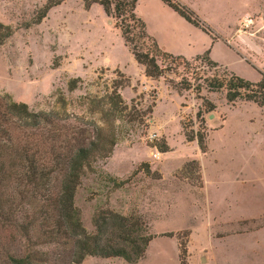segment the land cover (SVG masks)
Returning a JSON list of instances; mask_svg holds the SVG:
<instances>
[{
  "label": "rangeland",
  "instance_id": "rangeland-1",
  "mask_svg": "<svg viewBox=\"0 0 264 264\" xmlns=\"http://www.w3.org/2000/svg\"><path fill=\"white\" fill-rule=\"evenodd\" d=\"M45 1L0 0V22L12 28L0 45V94L50 114L68 136L75 131L93 137L98 129L109 135L114 144L108 156L91 165L76 189L82 225L92 232L91 216L110 209L137 216L151 235L135 263L87 256L81 264H179L182 248L184 264H264V109L250 101L227 102L219 91L195 92L174 80L147 78L114 18L98 4L86 8L82 0H62L36 22ZM177 1L209 33L160 0H136L135 13L161 49L187 60L208 49L219 69L252 81L264 75V0ZM72 78L79 80L68 90ZM113 90L121 100L118 111L106 103ZM202 98L214 105L212 111ZM6 119L0 112V126L13 127L19 142L40 141L43 129L28 135L33 129L23 121ZM196 131L204 136L203 153L195 139L185 138ZM4 144L0 140L1 149ZM159 145L167 150L158 151ZM189 160H196L197 171L182 168ZM13 172L6 189L11 197L24 183L21 169ZM110 177L123 183L114 187ZM8 219L0 218V247L19 246Z\"/></svg>",
  "mask_w": 264,
  "mask_h": 264
},
{
  "label": "trees",
  "instance_id": "trees-1",
  "mask_svg": "<svg viewBox=\"0 0 264 264\" xmlns=\"http://www.w3.org/2000/svg\"><path fill=\"white\" fill-rule=\"evenodd\" d=\"M61 1L46 0L36 14V22L50 7ZM160 1L187 23L209 33L207 27L185 5L177 0ZM82 2L86 8L92 3L98 4L105 16L114 18L123 45L142 67L145 77H162L168 83L174 80L179 88L193 89L195 92L219 91L227 102L250 101L264 109V75L252 81L224 67L219 69L217 62L209 58L208 49L189 60L164 51L135 13L136 0ZM11 34L12 28L0 22V45ZM78 80L69 79L68 90L76 88ZM202 102L206 111L213 110L212 103L205 98H202ZM56 103L63 106V98L57 96ZM106 103L109 110L118 111L121 100L113 90ZM0 112L8 120L23 121L26 127L33 129L34 133L28 135L37 136L35 131L44 130V133H40V141L19 142L12 136L13 127L0 126V140L5 142L0 148V218H10L8 220L15 225L21 240L19 246H12L8 242L1 245L2 264H81L87 256L120 258L126 263L138 261L151 235L144 230L137 216L110 209L99 210L91 216L93 231L88 232L82 225L80 210L74 204L76 189L84 173L97 159L108 156L114 144L109 135L101 134V129H98L93 137L80 138L75 131L68 136L60 132L61 128L53 116L31 111L24 102L12 100L6 93L0 94ZM195 117L199 122L203 120L200 110L196 111ZM185 138L187 141L195 139L199 151L205 152L201 133L196 131L193 135H185ZM166 150V146H158V151ZM187 166L198 170L196 160L185 162L182 168ZM16 168L21 169L24 183L18 185L15 197H11L6 189L10 187ZM109 179L114 187L123 183L112 177ZM41 244L53 245L54 249L40 251L35 246ZM183 255L182 248L179 264H184Z\"/></svg>",
  "mask_w": 264,
  "mask_h": 264
},
{
  "label": "water",
  "instance_id": "water-1",
  "mask_svg": "<svg viewBox=\"0 0 264 264\" xmlns=\"http://www.w3.org/2000/svg\"><path fill=\"white\" fill-rule=\"evenodd\" d=\"M203 259H200V261H202Z\"/></svg>",
  "mask_w": 264,
  "mask_h": 264
},
{
  "label": "built area",
  "instance_id": "built-area-1",
  "mask_svg": "<svg viewBox=\"0 0 264 264\" xmlns=\"http://www.w3.org/2000/svg\"><path fill=\"white\" fill-rule=\"evenodd\" d=\"M246 20H248V21H249V19H246Z\"/></svg>",
  "mask_w": 264,
  "mask_h": 264
}]
</instances>
